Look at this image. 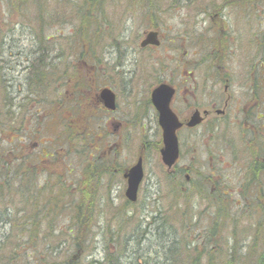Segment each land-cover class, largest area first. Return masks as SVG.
Instances as JSON below:
<instances>
[{
	"label": "rangeland",
	"instance_id": "374dc122",
	"mask_svg": "<svg viewBox=\"0 0 264 264\" xmlns=\"http://www.w3.org/2000/svg\"><path fill=\"white\" fill-rule=\"evenodd\" d=\"M102 1L105 2L103 6L99 9L93 7L92 10L97 12V17L106 18L108 22L97 23L103 30L109 26L113 31H117L119 21L129 13L141 14L142 8L143 12L148 13L149 6L151 10L152 6L157 7L155 3L161 8L171 7L164 12L167 18L170 17L164 23L170 29H175L183 21L186 25H191L192 20L203 11H209L208 14H211V9L216 8L223 0H175L176 10L172 7L173 0ZM82 3L83 0H44L43 6L40 5L42 7L26 8V5L20 6L17 0H0V78L4 79L0 80V94L3 95V90L11 100V104L0 103L2 122L10 133L6 139H0V152L13 150L16 156L28 157V161L20 167L21 169L15 167L18 172L12 174L9 181V184L15 185L16 182L19 184L21 179L26 189H22L23 192L12 189L9 194H5V190L0 191V197H4L0 198V212L5 213L6 210L7 214L3 217L9 219L6 225L0 221V259L3 260L0 264H90L91 260L101 261L107 252L113 253L115 241H124V244L126 241L123 250L116 254V257H121L126 248L139 257L141 255L147 257L149 264L154 260L162 262L164 259L161 258L163 257L160 253L163 250L161 244L166 247L172 243L171 240H183L199 246L200 249L201 245L194 242L195 236L199 235L197 241L201 239L212 221L210 202L201 201V197L196 193L194 196L191 181H181V185L174 189L165 177L169 172L161 163L159 149H155V140H158L159 133L153 130L143 133L138 126H129L118 133L113 132L108 115L99 110L96 112L99 118L97 124L100 126L98 138L94 142H87V137L81 133L83 130L81 100L78 93L73 91L75 89L73 85L81 72L80 62L75 61L81 45L79 42L77 45L73 40L81 27L80 19L84 12ZM42 9L46 11V15L43 14L42 17V14H39L37 19L36 15ZM151 13L160 14L154 10ZM225 13L229 29L232 26L233 36L240 29L244 32L245 58L253 56L249 40L254 29L262 36L261 112L264 123V0H235L228 4ZM58 19L62 24L57 23ZM91 20L89 17L86 18L88 24ZM46 23L49 26L41 30ZM46 35L52 37L50 42L44 40ZM99 36L98 32L96 46ZM133 38H136V35H133ZM43 46L50 47L47 54L40 49ZM97 53V58L102 59L105 56L99 51ZM42 54L47 55L49 61L46 59V62L41 64H45L51 76L43 74L40 77L43 87L36 89L31 86L34 80L28 76L31 69L30 61ZM153 54L156 55V52ZM166 54L170 56L169 52ZM206 54L207 52L199 50L198 60ZM236 54L240 52L237 51ZM141 67L143 69L138 71V78L144 79L145 87L150 84V87H153L157 80L153 77L159 76L157 66L143 57ZM131 68L132 65L129 66V69ZM202 72V68L199 67L197 74ZM119 80L121 79H115L113 83L120 89ZM78 87L81 88V82L78 83ZM136 88L139 91H136L139 93V97L136 98L144 97L142 86L137 85ZM130 99L131 96L122 97L119 112L111 115L120 117L122 110L126 109L125 114L128 116L124 114L123 119L135 122L138 117L134 112L131 117L130 107L123 104ZM14 137L16 140L8 144L7 142ZM18 139L20 142H17ZM144 142L147 150L143 159L144 178L138 189L137 201L132 205L134 212L131 213L124 208L127 184L122 174L135 164ZM260 143L264 160V124ZM189 146L183 145V150ZM240 149L243 150L242 147ZM52 152L55 157H52ZM193 152L197 153L198 160L194 161L192 166L189 161L186 163H189V169L193 170L191 175L196 183L197 179L194 176L197 173L206 175L208 170L213 168V181L223 184L222 189H247L248 184L242 180L243 177L239 173L243 164L235 165L229 162L218 145L211 143L199 145ZM210 153L214 155L212 161L205 159ZM94 164L103 166L105 170L101 168L102 172L92 182L84 180L89 177L85 174L90 165L92 167ZM263 164L264 161L262 166ZM178 166L183 167V161L178 162L176 170ZM263 176L264 171L262 178ZM30 178L33 182L29 180ZM1 182L4 180L1 179ZM206 186L209 187L208 184ZM261 188L264 190V182ZM250 189L255 188L252 185ZM34 197L37 200H34ZM83 197L86 203L82 214L88 217L84 225L85 235L81 230ZM250 197L233 195L227 209L228 223L236 221L235 226L239 223L238 227L241 230L235 228V235L237 232L240 242L247 243L242 250L246 254L249 253L248 244L257 233L254 224L261 220L259 214H245V217H240L244 208L238 207L237 204L244 200L258 201L253 198L254 196ZM54 204L57 206H53ZM129 215L132 219H128ZM3 217L0 214V220ZM154 217L159 221L158 225L165 222L164 227L160 226L161 228L157 230L156 221L151 223ZM251 226L254 228L251 229ZM145 232L148 233V237L142 243L139 239ZM262 233L256 234L258 235V239L254 240L256 246L250 253L264 252V232ZM164 235L167 237L166 240ZM223 241L227 243L226 239ZM228 247L230 248L229 245ZM222 249L225 252L228 250L223 246ZM157 254L159 259L156 257ZM136 255H132L133 260H124L123 263L133 264L131 263L133 261L136 264L134 261ZM221 256L224 259L222 253ZM201 263L205 264L206 259Z\"/></svg>",
	"mask_w": 264,
	"mask_h": 264
},
{
	"label": "flooded vegetation",
	"instance_id": "af4514ba",
	"mask_svg": "<svg viewBox=\"0 0 264 264\" xmlns=\"http://www.w3.org/2000/svg\"><path fill=\"white\" fill-rule=\"evenodd\" d=\"M17 2L21 3L20 0ZM155 5L157 7L152 6V10L149 6L148 13L143 12L142 8L141 14L129 13L120 20L119 30L111 31L113 39L106 42L104 48L101 40L98 39L96 49L101 52V55H105L102 59L100 57L97 59L98 76L104 75L107 77L106 79H109V82L101 84L96 89L97 110L108 115L113 132L118 133L129 126H138L140 132L143 133L152 130L159 133L160 136L158 140H155V143H159L158 149L160 150L162 129L158 123V112L151 101V92L160 84L169 85L173 89L169 106L181 123V126L176 130L179 156L176 164L171 169H167L169 174L176 170L175 167L180 161H183L184 166H178V171L193 173V170L189 169V163L192 166L193 162L198 160L197 153L193 150H196L199 145L209 143L218 145L229 162L235 165L243 164L239 173L248 186L247 189H218L209 192L221 196L223 198L221 202L230 200L233 195L243 198L254 196L253 198L258 201L244 200L239 203L244 208L240 217H245V214L249 212L253 215L262 214L264 199L259 198H264V190L260 188L259 184H256L262 174V161H264L260 143L262 124H264L261 112L260 53L262 52V36L260 32L258 33L254 29L252 38L249 40L253 56L245 58L244 32L240 29V33L233 36L232 26L229 29L225 13L228 3H221L216 8H212L211 14H208L209 11H203L201 15L192 20L191 25H186L183 21L175 29H170L164 23L170 18H167L164 12L171 7L161 8L159 4L155 3ZM175 6L176 3L173 0V10H176ZM153 10L160 14H152ZM214 11L217 12L214 13ZM257 24L260 25V22L257 21ZM150 32L155 33L153 40L158 41V44L142 45L141 43ZM133 35H136V38H133ZM199 50L207 52L200 60L197 57ZM237 51L240 54H236ZM155 52L156 55L153 54ZM166 52H169L170 56H167ZM115 53L123 56V60L121 59L119 64L120 67L116 68V71L123 75L119 80L122 89L117 88L113 83V80H118L114 75L113 67L107 69L103 66L106 63L113 66ZM143 57L145 60L149 59V63L157 66L159 76L158 78L153 77L157 79L153 87H150L151 84L145 87L144 79L138 78V71L143 69L141 67ZM103 60L110 62L103 63ZM131 65L132 68L129 69ZM199 67L203 72L198 75ZM137 85H141L145 93L144 97L139 99L136 98L139 97V93L136 92L138 91ZM103 88H109L115 95V109L109 110L104 106L100 96V91ZM126 95L127 97L131 96L132 99L123 104L130 107L131 117L132 112L138 117L135 122L123 119L126 109L122 110L120 117L111 115L119 112L120 99ZM194 114H197L198 122L189 126L188 122L191 121ZM125 115L128 116V114ZM188 144L190 145L188 149L183 150V145L187 146ZM145 145L146 142L143 143L138 154V157L142 158V163L147 151ZM205 159L212 161L214 155L210 153L205 156ZM227 168L229 169V167ZM206 176L207 182L210 177L214 178L213 168L208 170ZM185 181L190 182L191 178L186 176ZM252 185L255 189H250ZM186 193L189 194L188 191ZM132 205L133 203L126 200L124 208L127 209V212L133 213ZM129 216H127L128 219H132ZM226 225L229 224L226 223ZM236 225L238 227L239 223ZM238 229L240 228L238 227ZM146 237H148L147 232L143 233L139 241L143 243L147 239ZM211 240V238L210 240L207 238L206 242L195 243L207 246ZM158 256L157 254L156 257ZM136 259V264H149V259L144 258L143 255L140 258L138 255ZM131 263L134 264L133 261Z\"/></svg>",
	"mask_w": 264,
	"mask_h": 264
},
{
	"label": "trees",
	"instance_id": "16d2710c",
	"mask_svg": "<svg viewBox=\"0 0 264 264\" xmlns=\"http://www.w3.org/2000/svg\"><path fill=\"white\" fill-rule=\"evenodd\" d=\"M235 0H223L222 3H231ZM84 3L81 4V7L84 8V12L82 14V17L80 19V23H81V27L79 29V31L75 34L74 40L73 42H76L77 45L78 42L81 45V49L77 52V58L75 59L76 62H80L81 64V72L79 75V78L76 80V83L73 85L75 87V89L73 90L74 92H77L80 100H81V117H82V121H83V130L81 131L82 134H84L87 137V142L91 141L94 142L98 136V130H99V125L97 124L99 121L97 119H99L97 117V106H96V101H95V92L96 89L101 85L104 84L106 82H109V79H106L107 77H105L104 75L101 76V78H99L98 76V71H97V49H95L96 45H95V41L97 39L96 34L98 33V31H100V40H101V44L104 48V44L106 42H108L109 40L113 39L112 36V27L110 28L109 26H107L106 28L101 29L100 24H98L97 22H101V24H105L106 22H108V19H102L100 17H97V12H94L92 10L93 7L99 9L101 6L104 5V1L102 0H83ZM33 4V5H32ZM42 4L43 6V0H30L27 2H21L20 6H25L26 8L28 7H36V6H40ZM86 5V7H85ZM40 6V7H42ZM29 10V9H26ZM53 14V11H51ZM39 14H43L46 15V11L45 10H41L38 11V15H36V18H39ZM35 15V12H33V17ZM55 16V15H54ZM53 17V15H52ZM58 17V14L57 16ZM89 17L91 20V23H87L86 22V18ZM62 19V18H61ZM63 20V19H62ZM59 22L57 23H61L62 21L58 19ZM61 21V22H60ZM46 22V21H45ZM52 22V21H51ZM48 23L45 24V27H41V30H43L44 28L48 27ZM82 30V31H81ZM45 31V30H44ZM45 35V32H44ZM45 41L50 42L52 40V37L49 35H46L44 37ZM47 46V45H46ZM43 46L44 53L47 54V52L50 50V47H46ZM75 52V53H76ZM38 53V52H37ZM57 55V54H56ZM114 56V53H113ZM46 59L48 60L47 55L43 56V54L41 56H35L32 58V60L30 61V72L28 74L29 78H31V80L33 79L34 82L32 83V87H35L36 89H41L43 86H41V80L40 77H42L43 74H47L49 76L50 72L49 69L47 70L45 68V64H41V63H45ZM121 59L123 60V56L117 53H115V57L113 59V66L106 64H103V66L107 69L113 67V71H114V75L121 79L123 77V75L121 74V72L116 71V68L120 67V61ZM49 61V60H48ZM103 63L105 62H110V61H102ZM264 64V63H263ZM42 68H45L44 71L42 70ZM52 69V68H51ZM48 76V79H49ZM0 80H4L2 78H0ZM50 80V79H49ZM81 82V88L78 87V83ZM4 89V87H2ZM3 95L0 94V103H5V104H11V100L10 98H8V94L6 92H4L2 90ZM97 112V113H96ZM96 113V114H95ZM2 115L3 113H1L0 111V139H6V136H9L10 133L8 132V127L2 122ZM7 128V129H6ZM84 132V133H83ZM86 133V134H85ZM13 140H16V138H12V140L8 141V144H12ZM17 142H20V140L18 139ZM159 143H156V148L158 149ZM11 152L5 151V152H0V180H4V182L0 183V191L3 192L5 190V194H9L10 190L15 189L16 192H23L22 189H26L25 183L22 184V180L20 179L19 184H17V182L15 183V185H11L9 184V181L11 180V176L12 174H17L18 170L15 169V167L17 166L19 169H21L20 167H22V165L28 161V157L24 156L23 158L16 156L14 154L13 150H10ZM53 156L55 157L54 152L51 153ZM91 167V165H90ZM89 167V169L87 170L88 172L85 174L88 175L89 177L87 179H84L86 181H90L92 182L93 179H96L97 175L100 174V172H102L103 166H98V164H94L91 168ZM102 168V169H101ZM106 168V167H104ZM105 170V169H103ZM262 170L264 171V164L262 166ZM178 171V170H177ZM176 170L173 173L167 174L165 175V177L167 179H170V177L175 174L177 172ZM198 175H200L199 179H198V186L200 187L198 190L200 191V195L202 194L201 192L203 191L205 193V195L207 194V196L209 198H211L213 201L210 202V210L212 212V225H209L210 227L208 228V231L205 232L206 237H213V241L206 246V244H203L200 249H198L199 246H195L197 247V252L195 253V256L193 258V256L191 257L190 254V250L189 244H185V245H180L176 240H171L172 243H170L169 245H167L165 247V245H160V247H162L163 250L160 251V253L162 254L165 263L164 264H193V261H197V262H201L202 260H204V258L206 259V262L210 263V264H217V260H220L222 263L224 264H264V252H260V253H250V251H252V248L256 246V243L254 240L258 239V235H256L258 232L260 234H263L262 232H264V228L263 229H258L255 226V229L257 230V233L254 234L253 239L250 241V244H248V248H249V253H247L245 255L244 258H242L241 260L236 259L234 260V257H232V253L234 252V250H236V247L233 245V241H236V239H234L235 237V230H233V233H227L225 235H220L218 236V234H215L214 236V231L211 230L214 227H217V225H225L226 223H228V216H226V214L228 213L227 209H228V205L230 204L227 203L226 201L221 202V200L223 199L221 196H218L216 193H210V190H214L217 191L218 189H222V184H220L219 181H212V177L209 178V181H206L207 178V174L203 175L200 173H197ZM93 177V178H92ZM13 180V179H12ZM30 181H32V178L29 179ZM33 182V181H32ZM264 182V179L260 181V188H261V184ZM206 184L209 185V187L206 186ZM19 185V186H18ZM174 189L177 187H173ZM262 189V188H261ZM208 191V192H207ZM3 195V193H2ZM0 198H4V197H0ZM33 197H31L32 199ZM34 200H37L34 197ZM85 197H83V199L81 200V230H83L84 234V225L87 221V215H83L82 214V210L85 207ZM87 200H88V196H87ZM91 202V201H90ZM212 203V204H211ZM45 204V203H44ZM216 204V207H215ZM35 205H39V204H35ZM32 206V205H31ZM45 206V205H44ZM53 206H57V204H54ZM52 206V207H53ZM238 207H242V204H237ZM85 209V208H84ZM226 211V212H225ZM84 213V212H83ZM0 214L2 215V217L4 216V214H7V211L5 210V213L3 211V213L0 212ZM243 214V213H242ZM248 214H251L250 212ZM264 215V210H262V214ZM8 218L7 217H3L2 220H0L2 223H4V225L8 224ZM153 222L156 221L155 217L152 219ZM158 220V219H157ZM219 220L221 222H219ZM159 221H156V229L158 230L159 227H164L163 224H166L165 222L162 224V222L158 225ZM219 223V224H216ZM235 222H230L228 224L231 225H235ZM260 226H264V221H260L259 223ZM254 226V225H253ZM251 226L250 228L253 229L254 227ZM160 227V228H161ZM78 232V231H77ZM87 232V231H86ZM228 234H230V236L228 237ZM85 235V234H84ZM81 235V236H84ZM165 236V240H166V235ZM7 238V237H6ZM212 239V238H211ZM223 239H226L227 243H225L224 241L222 242ZM163 239H160V241H162ZM179 241V240H178ZM159 245V244H158ZM228 245L230 246V248L228 247ZM234 247H233V246ZM180 246H184V249H179ZM212 246V247H211ZM222 246L227 248L228 250L225 252V250L222 249ZM178 248V252L174 249ZM221 253L225 256L224 259H222ZM111 254L109 252H107L103 259H101V261L99 260H91L90 264H111L109 258H111ZM182 257V258H181ZM232 257V258H231ZM159 259V257H158ZM3 261L2 259H0V262ZM216 262V263H215ZM38 264V263H37ZM151 264H158V261H153L151 262Z\"/></svg>",
	"mask_w": 264,
	"mask_h": 264
},
{
	"label": "water",
	"instance_id": "95a60500",
	"mask_svg": "<svg viewBox=\"0 0 264 264\" xmlns=\"http://www.w3.org/2000/svg\"><path fill=\"white\" fill-rule=\"evenodd\" d=\"M155 33L147 34L146 39L141 43L158 44V41L153 40ZM173 95V89L167 84H160L151 92V101L158 112V123L162 129V147L160 148L161 162L169 169L177 161L179 156L178 140L176 130L181 126L176 115L170 109L169 103ZM100 96L104 102V106L109 109H115V95L109 88H103L100 91ZM197 114L192 116L189 126L197 124ZM123 177L127 180L125 189V197L130 202L137 200V192L139 184L143 179L142 158H138L136 163L128 168Z\"/></svg>",
	"mask_w": 264,
	"mask_h": 264
},
{
	"label": "bare ground",
	"instance_id": "6f19581e",
	"mask_svg": "<svg viewBox=\"0 0 264 264\" xmlns=\"http://www.w3.org/2000/svg\"><path fill=\"white\" fill-rule=\"evenodd\" d=\"M138 158H140V157H138ZM137 158V159H138ZM136 163V162H135ZM186 171H177L175 174H173L171 177H170V179H168V181H169V183L171 182V184L174 186V187H179L180 185H181V181H185V178H186V176L187 177H190L191 178V181H192V183H193V192H194V196H195V193L196 194H198L201 198V201L202 200H206V201H208V202H212L213 200L211 199V198H209L208 196H207V194L205 195V193L202 191L201 193V195H200V191L201 190H198L200 187L197 185V183H196V181L192 178V175L190 174V173H187ZM186 175V176H185ZM143 176H144V171H143ZM194 177H196V179H197V182H198V179H199V177H200V175H195ZM144 178V177H143ZM264 179V176H263V178H262V174H261V176L259 177V180L258 181H256L257 183H259L261 180H263ZM143 180V179H142ZM142 182V181H141ZM141 184V183H140ZM140 184H139V187H140ZM139 189V188H138ZM179 193H182V192H179ZM125 194V193H124ZM84 196V195H83ZM137 201V200H136ZM136 201L135 202H133V204L134 203H136ZM229 201V200H228ZM228 201H226V202H228ZM212 204V203H211ZM134 212V211H133ZM227 215H229V213H227L226 214V216ZM190 216L191 215H189V218H190ZM260 217H261V220L260 221H264V215H261L260 214ZM260 221H258L257 223H255L254 225L258 228V229H263L264 228V226H260L259 225V223H260ZM216 224H219V223H216ZM209 225H212V223H210ZM210 227V226H209ZM235 228H237V225L235 226V225H231V224H229V225H223V224H221V225H218L217 227H214V228H212L211 230H213L214 232V236H215V234H218V236H220V235H225V234H227V233H230V232H232L233 233V230L235 229ZM241 230V229H240ZM235 235V234H234ZM198 237H199V235H198ZM198 237H196L195 236V239H196V241H194V242H206L207 241V238H209V240H210V238H212V240L210 241V243L213 241V237H206V235L204 234V236L201 238V239H199L198 241H197V239H198ZM115 239H118V238H115ZM234 239H236V241H233V245L236 247V250H234V252L232 253V257H234V260H236V259H239V260H241L242 258H244L245 257V255H246V253H244L242 250H243V248H245V245L247 244L246 242H245V244L244 243H242V242H240V239H239V236L237 235V232H236V235H235V237H234ZM244 240V239H243ZM180 245H185V244H189L190 246H192V247H189V250H190V254H191V257L193 256V258H194V256H195V253L197 252V247H195L194 245H191V244H193V243H190L189 241L188 242H183V240H180V241H178V240H176ZM115 243H116V246H115V250H114V252L113 253H111L110 252V254H111V258H109V260H110V262H111V264H124L125 263V261L124 260H133L132 259V255H136V254H134V252L132 251V250H127L126 248L124 249V251L121 253V257H116L115 255L116 254H119L122 250H123V247H124V245H126V241H125V244H124V241H121V242H118V241H115L114 242V245H115ZM198 244V243H197ZM250 244V243H249ZM232 245V246H233ZM233 246V247H234ZM176 248V247H175ZM179 249H184V246H180L179 247ZM174 250H176L177 252H178V248H176V249H174ZM199 251V250H198ZM138 257V255H136V258ZM231 257V258H232ZM140 258V257H139ZM205 259V258H204ZM223 259V258H222ZM134 261H136V259H134ZM124 262V263H123ZM132 262V261H131ZM202 262V261H201ZM201 262H197V261H193V264H202ZM217 262V264H224V263H222L220 260H217L216 261ZM215 262V263H216ZM159 263H161V264H164L165 263V260L164 261H162V262H158V264ZM208 262H206L205 264H207ZM208 264H210V263H208ZM240 264V263H239Z\"/></svg>",
	"mask_w": 264,
	"mask_h": 264
}]
</instances>
